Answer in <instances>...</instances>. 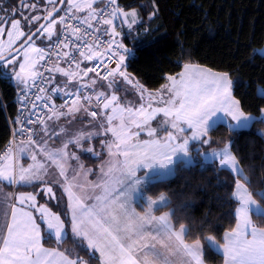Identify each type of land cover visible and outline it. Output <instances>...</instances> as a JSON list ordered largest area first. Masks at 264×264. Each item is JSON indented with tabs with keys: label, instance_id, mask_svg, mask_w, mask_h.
<instances>
[{
	"label": "snow or ice",
	"instance_id": "snow-or-ice-1",
	"mask_svg": "<svg viewBox=\"0 0 264 264\" xmlns=\"http://www.w3.org/2000/svg\"><path fill=\"white\" fill-rule=\"evenodd\" d=\"M20 2L21 8L14 12L9 9L0 12V67L4 64L10 66V74L15 77L20 88L21 127L17 129V134H27V144L10 147L0 156V179L26 186L39 182L45 186L43 194L49 200H55L56 206L53 210L47 201L38 205L39 193L33 192L19 196L22 206L19 209L11 206L6 208V201H0V216L5 220L3 228H0V264H90V261H96L97 264H172L167 259L168 250L177 256H191L195 264H203L199 241L192 247L184 244L183 225L176 232L168 214H152L153 206L167 199L163 193L155 199L147 197V211L143 215L132 206L133 196L144 185L154 182L151 173L157 167L167 170L177 154L189 156V137L182 135L187 129L191 130V139L206 138L210 135L209 129L214 125L218 113L227 114L234 121L250 118L241 111L239 102L232 98V81L227 75L185 66V72L178 81L169 78L172 81L167 87L170 95L160 101L163 106L153 107L149 102L135 110L126 98L96 90L97 81L91 77L87 81L77 82L76 87H70L68 80L75 79L77 75L87 76L100 67L105 71V75L100 77L102 80L121 76L128 83H133L122 67L125 57L120 54V50L124 45L116 38L120 32L113 27V21L122 17L121 23L132 28L137 22V12H123L116 5V0H88L87 4L76 3L74 0H48L51 8L41 17L25 14L22 11L24 0ZM58 3H64L65 6L58 8ZM93 4L97 7L93 8ZM101 4L103 7L99 6ZM28 7L33 13L37 11L35 4H29ZM84 8L89 10L88 14L77 16L76 12ZM61 12L63 14L59 15ZM19 16H23V23ZM33 21H36L34 27H27ZM74 21L86 25V28L82 30ZM57 25L60 26L58 30ZM102 25H108L109 28H102ZM105 36L107 40L103 39ZM88 38H91V43ZM69 48V51H64ZM87 60H95L96 63L81 67ZM61 63L67 67H61ZM109 63L115 66L107 67ZM53 72L68 80L57 81L51 75H46ZM111 84L109 80V87ZM133 87L139 88L143 99L145 90L136 84ZM33 88L37 92L31 95ZM88 88H93L92 94L87 92ZM55 96L67 97L68 100L57 106L52 103ZM81 98L85 104L79 103ZM151 99L149 96V101ZM34 100L43 103L37 105ZM67 103L72 105L68 113L82 110L93 118L89 121L92 129L78 131L71 139L62 138L61 146L55 147L49 146L46 143L47 137L41 135L48 132L46 125L39 129L27 127L29 124L44 123L37 114L38 111L43 112L44 108H50L57 119L66 115L62 109ZM89 106L99 110L90 111ZM160 114L163 119L158 121L157 127H153L151 121ZM96 117L101 118L97 120ZM133 125L137 131H132ZM160 125L166 131L163 137L157 135ZM184 125H187V129ZM168 127L175 131H167ZM141 132H147L149 139H138ZM108 133H111V137L102 141L103 148L107 149L110 157L123 156L124 159L103 161L97 180L81 184L78 177L89 170L84 169L74 152L68 151L69 145L83 148L82 141L107 136ZM202 142L211 144L207 139ZM33 143L39 146L40 155L56 165L58 175L50 173L45 163L37 160L36 152L29 147ZM83 150L101 155L91 147ZM212 151L219 155L220 164L231 168L239 178L236 183L240 202L237 209L239 220L236 229L224 238L226 264H264V231L255 228L250 220L249 205L255 204V201L245 187L248 179L243 174L244 169L239 167L237 158L228 147L221 148L219 153L216 148ZM22 156L30 158L32 163L27 167L21 165L19 160ZM69 160L77 162L72 166L71 179L67 175ZM141 170L147 171L138 175ZM56 186L63 189V193L58 194ZM64 194H67V203L63 199ZM33 210L39 213L38 217L33 215ZM151 232L156 235L150 236ZM69 233L79 239L81 243L78 247L88 254V260L82 259L75 248L62 249L63 241ZM45 237L49 242L54 239L61 247H43L42 239ZM157 237L165 243V253L160 260H155L150 252H143L146 245L141 243ZM138 252L142 255H138ZM96 253H99V257L95 256Z\"/></svg>",
	"mask_w": 264,
	"mask_h": 264
},
{
	"label": "trees",
	"instance_id": "trees-1",
	"mask_svg": "<svg viewBox=\"0 0 264 264\" xmlns=\"http://www.w3.org/2000/svg\"><path fill=\"white\" fill-rule=\"evenodd\" d=\"M12 10L20 0H2ZM124 11L138 9L140 20L134 31L123 30L122 41L129 49L126 71L144 87L161 86L168 75L181 71L185 63H196L225 72L232 81V93L243 112L256 116L246 129H231L220 123L207 140L218 146L230 141L248 182L252 197L264 208V55L255 49L264 45V0H117ZM34 27V26H33ZM0 72H2L0 70ZM6 75L0 77V149L9 139V122L17 115L16 90ZM87 165L96 160L83 157ZM235 176L217 164L178 162L175 174L154 179L144 193L168 202L156 209L170 211L173 227H186L185 240L203 243V258L208 264H222V255L206 242L223 236L236 223L237 202L233 198ZM264 227V214L252 215ZM68 239H65V241ZM43 243L54 245L48 238ZM84 257L88 254L81 251ZM96 261H91L93 264Z\"/></svg>",
	"mask_w": 264,
	"mask_h": 264
},
{
	"label": "rangeland",
	"instance_id": "rangeland-1",
	"mask_svg": "<svg viewBox=\"0 0 264 264\" xmlns=\"http://www.w3.org/2000/svg\"><path fill=\"white\" fill-rule=\"evenodd\" d=\"M74 2L76 3H81V4H87L88 0H74ZM29 4H35L37 7V11L35 13H33L32 9L28 7ZM0 6H2V8H0V12H2L3 9H9L7 8V6L4 4V2L2 0H0ZM65 6V5H64ZM63 6V7H64ZM97 5L93 4V8H96ZM19 8H21V4L19 6ZM51 8V5L48 4V0H24V4L22 6V11L27 14V15H39V16H44L46 14V12ZM10 10V9H9ZM16 10V9H15ZM12 11V10H11ZM88 9L84 8V10L82 11H77L76 15L77 16H86L88 14ZM123 12H127V13H132L133 11L137 12V17L136 20L137 22L135 24H133L132 28H129L127 26V24H122L121 23V19H123L122 17L119 18L118 21V25L120 24V31H121V35L123 34V30H127V31H134L136 28V25L139 23L140 20V16H139V11L138 9H131L128 11H124ZM60 14V13H59ZM21 22L23 23V16H19L18 17ZM129 19H131V17L129 16ZM36 24V21H33L32 24H28L27 27H33ZM58 28V25L56 26ZM9 31H11V28H8ZM3 39L6 40V37H4ZM39 43V42H38ZM42 46V45H41ZM256 52L260 53L261 55H264V45L262 47L256 48L255 49ZM127 54L129 55V53L127 52ZM125 62V60H124ZM125 64L122 65L124 72H126V67H124ZM185 66H190L193 69H197V70H205L207 72H211V73H217V74H222V75H227L229 80L231 81V78L229 77V75L225 72H221V71H217V70H213L207 66H203V65H199L196 63H185L183 65V68L181 69V71L179 73L176 74H172V75H168L166 77V81L159 87L157 88H146L144 87L142 84H140L138 82V80L135 77L130 76L127 72V74L129 75V77L131 78V80L133 81L132 84L128 83L123 77L121 76H116L115 78L112 77V80L110 79V81H112L111 87H109V82H104L105 85L104 87L106 88V93L109 95H117L120 98H126L127 102H129L130 106H132L135 109L139 108L141 104L143 105H147L149 102H151L153 107H157V106H163L160 101L163 99H167V97L170 95V93L167 92V87L171 85L172 81L169 79L174 78L177 81L180 79L181 74L185 72ZM0 70L7 76L10 78V80L12 81V83L14 85L17 86L16 82H15V77L12 76L10 74L11 69L10 66L7 64H4L3 67H0ZM97 81V80H96ZM99 82V81H98ZM103 84V82H100ZM133 84L139 85L140 88H143L145 91L143 93V99L141 98V92L139 90V88H134ZM258 94L260 95H264V88L263 87H258L257 90ZM231 95L232 98L236 101H238L232 93V88H231ZM149 96L152 97L151 101H149ZM102 108V105H101ZM241 108V107H240ZM89 109H95V110H99L96 108H93L92 106H89ZM241 111H243L241 109ZM245 113V112H244ZM86 115V114H84ZM246 116L250 117L249 119H241L240 121H234L232 120V118L230 116H228L227 114L224 113H218V115L214 118V125L211 126V128L209 129V131L215 127L217 124L223 123L226 124L227 126H229V128L231 129H246L250 126L252 120L254 118H256V116L252 115V114H248L245 113ZM258 118L264 119V110H262L260 112V114L257 116ZM101 117H97L96 119H100ZM163 119V115L160 114L156 117V119L151 121V125L153 127H157L158 126V121ZM89 119H84L81 118V123H79L78 126L74 127V122L72 121H68L66 124H60L59 127H57V130L52 133L49 137H47V141H49L48 145L49 146H55V147H60V141L63 138L64 140L67 139H71L78 131H88L90 129H92V125L89 124ZM184 127L187 129V125H184ZM132 131H137L134 127V125L132 126ZM167 131H175L174 129H171L170 127L167 128ZM56 133V135H55ZM157 135L159 137H163L164 135H166V131L163 125H160L158 127V132ZM183 136H187L189 137V142H188V146H187V152L189 154L188 157H185L183 153H179L177 154L174 158H173V162L171 165H169V168L167 170H163L160 169L159 167H157L155 170H153V172L151 173L153 180L154 179H165V178H169L171 176H173L175 174V167L176 164L178 162H182L184 165L189 166L195 163H201V164H217L219 165V167H223V168H227L229 169L235 176V187H234V191H233V198L234 200L237 202V208H236V217H237V223H238V215H237V209L240 207V202L238 199V190L236 187V183L238 181V176L236 174V172H234L231 168H229L228 166H222L219 162V155L217 154H213L212 149L216 148L217 153L220 152V149L223 147H228L229 151L231 152L232 155L235 156V154L233 153L231 146H230V141H226L224 144L222 145H218V146H207L206 143H203L202 140L207 139L206 138H200V139H191V130L187 129L185 133L182 134ZM111 137V133H108L107 136H96L93 139L90 140H84L82 141L83 143V148H88L91 147L93 148L94 152H99L101 153L100 156L94 155L91 152H87L84 151L83 148H78V149H68L69 152H74L78 157H81V159L83 160V167L86 170H89L87 173H85L82 177H78V181L81 184H84L85 182H94L97 180L98 175L100 174V169L102 166V162L103 161H108L110 159L115 160V159H120L123 160L124 157L123 156H119V157H110L107 149L103 148L102 146V141L104 139H108ZM138 139L140 140H148L149 137L147 135V132H141ZM36 154H37V160L38 161H42L43 163H45V165L47 166V169L50 173H54L57 174L59 173V169L56 167V165L47 160L43 155H40V148L39 149H33ZM89 157V160L92 161L93 159L96 160L97 162L93 165H87V162L85 161V159H83V157ZM25 157L27 160L22 161L21 159L19 160V163L21 165H23L24 167H27L28 164H31L32 161L30 158L26 157V156H22ZM236 157V156H235ZM238 160V159H237ZM93 162V161H92ZM239 162V161H238ZM69 165L70 167L67 169V175L69 177V179H71L72 175H73V169L72 166L76 165V161L75 160H69ZM239 167L241 168L240 164ZM144 171L147 170H141V172L138 173V175L142 174ZM244 174V173H243ZM60 179H63V177H59ZM48 179H51V176H48ZM37 184H39V182H34L33 186H26V185H22L19 183H9L8 180H4V179H0V201H6V203L4 204V207L8 208L9 206L14 207L19 209L20 207H22L20 205L19 202V196L24 193H28V192H33L35 193H39L37 195V204H42L44 202L47 201L48 206L52 207L53 210H55V206H56V201L55 200H49L48 196L44 195L42 192V189L45 187L43 184H39V186H37ZM147 185V184H146ZM144 185L140 191L135 194L133 196V203L132 206L136 209L137 212H139L141 215L144 214V212L147 211V197L148 195H146L144 193ZM245 187L246 183H245ZM248 189V188H247ZM55 191L59 194V193H63V189L59 188V186H56ZM249 191V190H248ZM250 193V192H249ZM239 195H242V193H239ZM158 197V196H157ZM157 197H152V198H157ZM63 199L65 201V203H67L68 197L67 194L63 195ZM252 199L255 201V204H250L249 208H250V220L252 225L257 228L258 230L264 231V227H260L257 226L254 222H253V218L252 215H263L264 214V208L263 206L255 199L252 197ZM168 202V199H166L164 202H158L156 205L153 206V211L152 214L155 216H162L165 214H168L169 219L171 221L170 218V211H161V212H157L156 209L160 206L165 205ZM88 203H92V201H89ZM10 210V208H9ZM33 215L38 217L39 213L36 212L35 210H33ZM9 222H10V217H9ZM5 223V220L2 216H0V228H3ZM236 223V225H237ZM172 224V222H171ZM236 225L235 227L230 230L227 231L224 236H223V242L220 243L218 242L213 236H208L206 238V242L207 244L218 254L222 255L223 257V263L222 264H226V257L223 254V246L225 244V236L234 231L236 229ZM173 227V225H172ZM184 227V236L186 233V227ZM173 230L176 232L180 231V227L175 228L173 227ZM45 234L42 232V236H44ZM156 233L155 232H151L150 236H155ZM209 237H211V242L209 241ZM47 239V237H45ZM44 238V239H45ZM250 238V237H249ZM44 239H42V246L45 248H56V247H61V245H57L54 241V245H50V246H46L43 241ZM65 239H68L65 241ZM63 241L62 244V249H76V251L79 252L80 256L82 259L84 260H88L87 257H84L83 254L80 251V248L78 247V245H80V241L77 237H74L71 235V233H69L66 238ZM54 240V239H53ZM199 241L200 244V259L203 262V264H208L205 262L204 258H203V243L200 240H196V241H192V242H188L185 240L184 238V244L188 245L189 247H192L196 244V242ZM142 244H145L146 247L143 249V252H150L152 254V257H154L155 260H160L162 258V256L165 253V243L163 240H161L159 237H157L156 239H146L144 241H141ZM90 251V250H89ZM138 255H142L141 252L137 253ZM96 257H99V253L95 254ZM167 259L172 262V264H184V262H190V264H195L194 261H192L191 256L188 255H183V256H177L175 253H173L171 250H168L167 253ZM90 264L91 261H90ZM93 264H97V262H94Z\"/></svg>",
	"mask_w": 264,
	"mask_h": 264
},
{
	"label": "built area",
	"instance_id": "built-area-1",
	"mask_svg": "<svg viewBox=\"0 0 264 264\" xmlns=\"http://www.w3.org/2000/svg\"><path fill=\"white\" fill-rule=\"evenodd\" d=\"M116 5L118 6L117 1H116ZM100 7H103V4ZM62 14L63 13H61L60 15H62ZM116 21H117V19L114 20L113 23H116ZM73 23H75L76 25L80 26L82 30L84 28H86V25H80V22L79 21H74ZM59 27L60 26H58V29H59ZM102 28H108V25H102ZM97 35H99V33H97ZM116 38L118 39V37H116ZM54 39H63V37H55ZM70 39H74V37H70ZM88 39H89V43H91L92 42L91 41V38H88ZM103 39L104 40H107L108 37L105 36V37H103ZM77 43H79V41ZM70 48H71V46H70ZM70 48L69 49H64V51H69ZM102 50L103 49H101V51ZM120 54L121 55H124V57H126L127 51H126L125 47H123L120 50ZM52 60L54 62L55 61V57H53ZM41 63H44V62H41ZM95 63H96L95 60H87V61H84L81 64V67L92 66ZM49 66H52V64H49ZM60 66L61 67H67V65L65 63H61ZM114 66H115L114 63H109L107 65V67H114ZM53 73H50V74L49 73H46V75H51L53 77ZM97 73H99V76L97 75ZM88 75H93L94 77H96L100 81H108L111 78V77H109L108 80H102V79H100V77H102L103 75H105L104 68H102V67L97 68L95 72L88 73L87 76ZM87 76L81 77L80 75H77L76 76V84H77L76 86H78V83L77 82H84V81H86ZM36 92H37L36 88H33V92H32L31 95L36 94ZM87 92L89 94H92L93 89L92 88H88L87 89ZM40 95H44V94L43 93H40ZM21 99H22V97H21L20 88H18L17 89V93H16L17 115H16L15 119L12 122H9V128H10L9 139L5 143V145L0 149V156L4 155L6 153V151L10 147H13L14 148L18 142H27V134H24V135H18L17 134V129H19L21 127V124L19 123L20 118H21L20 115H19V113L21 112ZM72 99H75V97H73ZM66 100H68L67 97L61 98L60 96H55L54 99H53V101H52V103H54L55 105L59 106L60 104H64ZM33 102L36 103L37 105H40L41 103H43V101H39V100H34ZM79 103L80 104H85L86 102L81 98V100H80ZM71 106H72L71 103H67L63 109H67V108H69ZM91 110H95V109H91ZM37 114L44 121V123L48 120V117L49 116L52 117L54 115L52 113V111H51L50 108H44L43 109V112H39L38 111ZM87 117H88V119L93 120V118L90 115H87ZM33 119L35 120L36 117H33ZM14 121H16L17 123L14 124L13 123ZM44 123L29 124V125H27V127L30 128V129H39V128H42V126L44 125ZM34 140H35V137H34Z\"/></svg>",
	"mask_w": 264,
	"mask_h": 264
},
{
	"label": "crops",
	"instance_id": "crops-1",
	"mask_svg": "<svg viewBox=\"0 0 264 264\" xmlns=\"http://www.w3.org/2000/svg\"><path fill=\"white\" fill-rule=\"evenodd\" d=\"M120 30L121 29H120V24H119V32L121 33ZM124 67H126V66H124ZM1 73L5 76V74L3 72H1ZM59 76H61V75L59 74ZM61 79L62 80H68L67 77H63V76H61ZM68 82L70 84H72V85L74 84V81H72V80H68ZM104 85H105V83L102 84V83H100V81L99 82L97 81L96 86H95L96 87V90H98V91L99 90L106 91V88L104 87ZM62 111L65 112V113H67V114L66 115H63V116H59L58 119L55 116H53L52 119H49L45 123V125L48 127V132L47 133H42L41 135H45L46 137H49L52 133H54L57 130V127H59L60 124H66L68 121H72V122L75 123L74 124V127H76V126L79 125V123H81V118L86 119L82 110H74L72 113H68V109L62 110ZM45 125H44V127H45ZM55 135H56V133H55ZM46 143L48 144L49 141L46 140ZM21 144H27V143H22L21 142V143H18L17 146L18 145H21ZM29 147L32 148V149H39V146H37L35 143H33L32 145H29ZM68 149H78V147H76L73 144H70ZM21 160L22 161H25L27 159L25 157H21ZM79 160H80V162L83 163V160L81 159V157H79Z\"/></svg>",
	"mask_w": 264,
	"mask_h": 264
},
{
	"label": "water",
	"instance_id": "water-1",
	"mask_svg": "<svg viewBox=\"0 0 264 264\" xmlns=\"http://www.w3.org/2000/svg\"><path fill=\"white\" fill-rule=\"evenodd\" d=\"M63 6H64V3H58V4L56 5V7H58V8H63Z\"/></svg>",
	"mask_w": 264,
	"mask_h": 264
}]
</instances>
